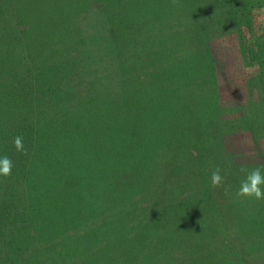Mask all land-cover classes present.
I'll return each instance as SVG.
<instances>
[{
	"label": "trees",
	"instance_id": "obj_1",
	"mask_svg": "<svg viewBox=\"0 0 264 264\" xmlns=\"http://www.w3.org/2000/svg\"><path fill=\"white\" fill-rule=\"evenodd\" d=\"M87 10L112 32L101 65L79 58L91 33L85 17L78 20ZM224 36L248 71L247 98L237 102H222L218 91L209 44ZM69 63L83 66V75L65 69ZM189 65L212 71L201 99L183 107L194 112L185 133H150V117L174 115L179 104L158 107L176 86L161 80V68ZM201 78L183 91L200 89ZM153 93L156 103L140 114L139 101ZM238 133L255 146L264 140V0H0V157L13 164L0 176V264H264V200L236 195L240 168L264 165V155L259 146L248 158L228 149ZM18 135L27 154L13 146ZM161 166L179 168L166 170L183 188L170 199L147 197L171 188L162 176L161 187L151 182ZM217 168L224 186L214 189ZM95 177L126 213L97 234L96 196L107 187H74ZM154 204L159 214H145ZM199 209L204 216L192 222Z\"/></svg>",
	"mask_w": 264,
	"mask_h": 264
},
{
	"label": "rangeland",
	"instance_id": "obj_2",
	"mask_svg": "<svg viewBox=\"0 0 264 264\" xmlns=\"http://www.w3.org/2000/svg\"><path fill=\"white\" fill-rule=\"evenodd\" d=\"M84 10V9H83ZM82 17H85L84 21L81 23L83 30L86 32H90V34H88L90 36L89 39H87V35L86 38H84L86 44L88 43V45L85 47L86 49L84 50L85 52H82L81 56L79 55V58L81 60L85 59L87 56L89 55L91 56L92 59H97L99 65L103 64V62L107 61V59L109 58L108 53H104V50H106L107 48V43L111 41V35L112 32L110 31V28H108L109 24H105L104 20L105 17L102 15H99V12H95V11H89L87 10V13H83L80 17H79V21ZM101 19V20H100ZM92 22V23H91ZM91 23V24H90ZM96 24V26H94ZM101 27V33H95L93 32V30H95L96 28ZM105 30V31H104ZM92 34V35H91ZM71 36H67L68 39V45L71 42L70 40ZM92 43V44H91ZM210 48L212 49V51L215 53L218 61H219V66H217V68H219V70L216 71L217 73V85H218V91H219V95H220V100L222 102H237V101H241L247 98V90H246V85H245V79L247 76V70L243 67V64L239 58L238 55V49H237V45L235 43V40L229 36H224V37H216L214 38L211 42H210ZM66 48V47H64ZM73 54V53H72ZM76 54V53H74ZM102 63H101V62ZM65 69H72L73 72L77 75V76H81L83 75V71L85 68H89L92 69V66H90V61L86 64V66H73L72 63H69V66H64ZM169 67V68H168ZM187 68H185V66H164V68H161L160 70V74H161V80L162 79H166L164 81L166 82H171L172 84L176 85L173 88V92L166 95L164 98L160 99L159 102H157V104H159V108L163 107L164 103H169L171 101H173V103H177L179 102V104H176V113L174 115H168V112H166V110L164 112H159V114H157L156 112H151V114H153L150 118H151V122H152V130L150 131V133H157L158 130H163V129H170V130H177L180 134H184L185 133V127L183 123H186V120H190L193 119V115L194 112H189V111H184L183 107H190V104L194 101H197L199 99H201V96L204 95V91L205 89H207V82L204 79V76L207 74H211V67L209 69L206 70H202L201 66H186ZM167 68L166 71H164V69ZM81 74V75H80ZM159 74V75H160ZM199 75L201 78V80L199 81L200 86H202L200 89H195L192 90L190 89L188 86L186 87V90H184V85L183 84H188V82H192V78L193 76ZM76 75L73 76V78L76 77ZM172 81H169L171 80ZM79 78H75L73 79V81H79ZM209 82V81H208ZM155 93L150 94L149 96H147L146 98L143 96V98L139 101V107L141 108V111L139 112L140 114H146L145 112V107L156 103V99H155ZM175 100V101H174ZM164 108V107H163ZM184 120V121H182ZM165 122H170V126L168 127H161L158 126L162 123ZM176 132V131H175ZM227 147L228 149H232V150H236V151H241L242 155L246 158L248 157H253L256 155V148H258L260 151L262 152V154L264 155V140H260L259 144L257 146H255L251 140H249V138L247 137L246 133H238L236 135L232 137H228L227 141H226ZM178 167L175 168H168L166 169L169 172H175V170ZM179 169V168H178ZM166 170H162V166L159 167V171H158V176H162L160 178H165L166 181H169L171 183H169V186H171L169 191L164 190V188L162 190H160L156 196V194H152V195H147V197H151V196H155V197H160L161 199L164 197L167 198H173L175 196H177L181 191H182V185H181V181L180 179L177 177V174L172 173V175L168 173H166ZM167 175V177H166ZM149 180V179H148ZM153 181L151 182H155L158 186H162L163 183L162 181L158 178L152 179ZM135 181V180H134ZM165 182V181H164ZM95 184V185H100L101 183H104V181H102L99 177H95L93 182H87L84 184H75L74 187H78L80 186H87L90 184ZM132 182L128 183L131 184ZM149 184V182H148ZM195 185V184H191L190 186ZM104 186L107 187V191L104 193H98L96 198L98 197L100 200L99 203V210H96L94 213V219L96 220V223L98 225V228L100 226V228L103 226L104 223H107L109 221H116L121 215L126 214L124 211L121 212V209L116 208L115 204L118 203L119 199L116 200L115 195H112L113 192H111L110 188H108V186L104 183ZM187 185H184V187ZM196 186V185H195ZM99 187V186H98ZM186 191V190H185ZM109 194L111 197L108 199V202L105 206V202L107 199L103 200V197L105 194ZM197 199V198H195ZM93 201H95V198H93ZM70 202L72 204H78L81 202V199L78 197H72L70 199ZM125 203V202H124ZM195 206H197V204L194 202ZM167 205V204H165ZM110 207L108 210L107 208ZM78 207H74V209H77ZM73 209V210H74ZM160 207L157 206V204H154L151 206V208L145 212V214H159L158 211H160ZM197 209V207H196ZM164 211V210H163ZM171 212L173 210H170ZM198 213L196 214L194 221L201 219V217L204 216V212L203 209H199L197 210ZM196 212V211H194ZM122 213V214H121ZM149 218V219H148ZM146 218L145 216H141L138 220L143 221V220H149L152 219V215H149V217ZM154 218V217H153ZM159 219V218H158ZM160 221V219L158 220ZM137 223V222H136ZM135 226H133L134 228H140L142 230H144V228L141 225H145L143 223L140 224H136ZM195 224V223H194ZM99 229H95V231H97L95 234H97L99 232ZM103 230V229H102ZM103 236V233H102ZM160 234H155L154 237V241H156L159 238ZM98 239H96L95 244H94V249L96 250V252H99L101 254L102 250L101 247L98 246Z\"/></svg>",
	"mask_w": 264,
	"mask_h": 264
},
{
	"label": "clouds",
	"instance_id": "obj_3",
	"mask_svg": "<svg viewBox=\"0 0 264 264\" xmlns=\"http://www.w3.org/2000/svg\"><path fill=\"white\" fill-rule=\"evenodd\" d=\"M13 146L17 152L27 154L22 136L18 135L13 138ZM12 167V160L8 156L0 157V176H10ZM262 170H264V165H258L250 170L243 166L240 168V171L245 173V175L240 181L239 189L236 192L238 198L264 200V171ZM210 179L212 188L215 189L224 186V177L221 176L219 168L212 172Z\"/></svg>",
	"mask_w": 264,
	"mask_h": 264
}]
</instances>
